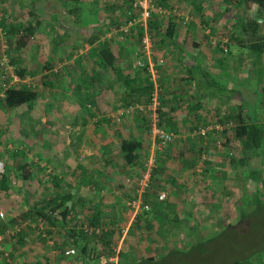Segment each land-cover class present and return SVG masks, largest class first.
I'll return each instance as SVG.
<instances>
[{
  "label": "rangeland",
  "instance_id": "1",
  "mask_svg": "<svg viewBox=\"0 0 264 264\" xmlns=\"http://www.w3.org/2000/svg\"><path fill=\"white\" fill-rule=\"evenodd\" d=\"M32 1L0 0L2 21L19 31L7 34V28L4 26V32L0 25V101L5 88L15 84L12 76H16V65L11 61L16 58L26 71L23 85L39 94L35 102L16 109L0 104V160L10 185L7 191L0 189V214L4 216L0 225L4 233L10 231L5 236L0 233V264H5L6 253L12 264H82L78 257L75 260L60 256V251L69 248L60 225L50 229L44 221L30 217V210L58 193H72L74 199L86 202L84 207L74 208L76 223H84L88 213L100 205L102 223L116 231L112 241L116 255L158 259L173 249H187L194 240L189 236L191 232L196 241L214 239L207 243L213 263L225 264L264 248V202L254 200L257 195L264 200V161L260 165V157L253 159L235 180L223 147L231 138V130L221 131L220 126L225 125L219 123L229 109L211 105L205 113L190 112L191 106L183 104L178 91L184 68L173 48L158 49L157 37L150 34V16L143 20L139 15L125 24L130 13L124 15L121 0H38L34 7ZM232 1L237 0H207L201 6L202 16H197L195 0H170L171 10L161 11L153 5L149 15L155 13L161 20L168 14L177 16V42L185 47L196 44L213 58L221 43L229 40L220 15ZM29 26L34 28L32 38L21 34ZM55 29L65 32L68 38L53 55L49 42ZM93 35L99 41L126 47L127 57L117 66L127 79H137L139 87L151 83L152 92L132 95L116 82L112 72L105 74L90 55V51L97 53L99 41L92 48L84 47ZM68 56L69 60H59ZM1 63H6L7 69L1 68ZM248 65L247 59L239 60L237 66L246 71ZM46 75L50 76V87L42 83ZM173 101L182 105L172 106L176 104ZM163 113L166 117L170 113L172 121L167 122ZM248 116L252 122L264 121L255 113ZM160 119L167 133L175 136L172 144L161 148L154 135ZM215 126L219 130L210 131L207 137L198 135L199 129ZM128 138L141 142L140 159L129 177L124 175L127 169L121 167L116 150L119 141ZM19 166L26 169V181L21 179ZM251 169L261 172L257 185L248 178ZM54 176L60 179L58 188ZM144 177L149 178V184L141 201H146L149 214L139 217L127 203L136 198V184ZM161 193L166 199L156 204ZM240 203L242 212L247 211L249 217L246 223H240ZM228 204H236V218L225 220L223 229L239 225L236 231L216 237L222 229L215 215ZM147 220H151L152 230H148ZM193 224L196 229L190 231ZM101 242L93 258L105 255ZM194 256L195 253L186 256L182 264H200ZM252 261L264 264V253ZM166 264L179 263L171 260Z\"/></svg>",
  "mask_w": 264,
  "mask_h": 264
},
{
  "label": "trees",
  "instance_id": "2",
  "mask_svg": "<svg viewBox=\"0 0 264 264\" xmlns=\"http://www.w3.org/2000/svg\"><path fill=\"white\" fill-rule=\"evenodd\" d=\"M64 3L73 2L77 3L79 0H59ZM152 4L159 8L161 11L171 10L169 6L170 0H151ZM207 0H195L194 9L195 14L197 16H202L203 13L202 4ZM39 1H32L31 5L34 7ZM134 0H121V10L124 15L130 13L125 24H129L133 21V18H138L140 15L139 12L135 11L133 8ZM229 8L226 7L220 15V20L225 24L228 42L226 43V50H222L217 48L218 52L221 53L222 57H226L231 54L230 48L233 45L235 48H238L240 53L239 60H247L249 62V66L253 70L252 77L257 78L258 86L264 81V27H259L256 23L258 17L264 14V0H237L229 2ZM114 5L111 6L112 10ZM117 7H119L117 5ZM137 10V9H136ZM152 19V20H151ZM205 23V22H204ZM0 25L3 27L4 32L7 34L15 33L17 34L19 31L13 29L10 26L6 27V24L1 19ZM150 34H152L155 38L157 37V45L158 49H167V47L173 48L174 52L177 54L178 63L185 69L186 72V80L191 81L194 85L193 93L196 94V98L194 99L195 104L190 107V112H196L201 108L207 107L206 105L211 106L213 101H218L220 103H226L232 100L233 94L235 93L232 90L226 89L222 84L215 81L210 73L203 68V63L199 59H197L196 63L193 66H189L187 63H184L186 52L188 51L185 44H180L177 42V30H178V17L174 14H168L162 20L157 17L155 13H151L150 20L148 22ZM206 25L208 23L206 22ZM7 28V31L5 27ZM210 32H212L210 30ZM21 34H24L27 38L33 36L34 28L31 26L21 30ZM213 34V33H210ZM68 38V35L59 31V29H55L54 35L50 40L49 44L51 46V53L56 55L58 51L61 49L63 42ZM209 36L206 38L208 39ZM29 40V39H28ZM99 41V37L97 35H93L90 39L86 40V45L84 47L92 48V46ZM121 43V42H120ZM193 48L196 49L198 47L196 44L192 45ZM97 53H91L90 55L95 58V63L100 69L105 70V74L107 72H112L115 75L116 82L121 84L131 93L132 95L151 93L153 85L148 83L146 87H139L137 79H127L124 77V73L117 66V63L122 60L126 56V47L121 46L119 44L115 45L114 43H110L109 41H99V45L97 47ZM190 50V49H189ZM71 56L60 58V61L69 60ZM222 60L226 61V58ZM238 60V62H239ZM51 61H48L47 68H50L52 64H49ZM60 63V62H59ZM11 64L16 65L15 67V75L19 79V82L10 86L9 88L3 91V99H1L0 104L7 107L8 109H16L24 105H28L32 102H35L39 98L38 91L27 88L23 85V80L26 77V71L23 68H20L21 61L19 59H15L11 61ZM145 70V68H143ZM142 70V71H143ZM51 72V71H49ZM185 80V79H184ZM42 83L46 87H50L52 85L50 76L46 75L43 77ZM141 83V82H140ZM231 96V97H230ZM261 104L264 107V88L261 89ZM163 105V110H164ZM161 116H165V114H161ZM166 117V116H165ZM164 117V118H165ZM249 116L246 114L245 109L242 106H236L232 109L228 114L224 117L223 120H219V123L224 125L228 123H232L233 127L231 129V138L226 139V143L224 148L226 152L224 153V157L228 159L229 168L235 173V180L240 178L241 170L244 167H247L250 164L251 159H255L257 157L261 158L260 165L264 161V121L261 120L259 122H252L249 120ZM167 122H171L172 118L168 115L166 117ZM263 121V122H262ZM163 121L160 119L158 123V127L163 129ZM232 142L233 144H237V150H233V156L229 155L231 151L228 144ZM141 149V142L135 139H122L119 141L116 150L118 151V155L121 158V167L125 168L124 175L129 177L131 176V170L135 166H137L139 157V151ZM105 153L109 154L110 151L105 149ZM235 152V154H234ZM259 165V166H260ZM82 169V168H81ZM18 170L21 172L22 181L27 180L28 174L26 173L25 167L19 166ZM15 174V173H14ZM261 172L256 169H251V172L248 175V178L254 182L256 185L261 180ZM263 181V180H262ZM53 182L55 186L59 187L60 179L56 176L53 177ZM93 185V183H92ZM8 179L3 177L0 181V189L2 191H7L9 189ZM137 186V184H136ZM244 190V189H242ZM146 191L143 194L145 198ZM143 198V199H144ZM254 200L256 202H264L259 195H257ZM71 202H74L72 206H69ZM144 205H147L146 201H142ZM84 199L76 198L74 199L72 193L65 194H56L53 199L47 201L44 205L40 207L33 208L29 211L30 217L32 220H41L44 221L48 228H55L60 225L64 229V234L67 240V245L69 247H73L78 256H72L75 260L78 258L81 260L82 264H98L102 256H110L114 255V248L112 246V241L115 237L116 231L112 230L107 226L106 223H102V209L97 206L94 209V212L91 214L88 213L87 219L84 223H76L74 217L72 216L74 208L77 206L84 207ZM156 204H160V202L155 199ZM154 203V204H155ZM234 205L236 204H228L224 209L218 211L215 215V218L218 220V226L222 229L216 237L222 238L229 231L235 230L237 226H228L223 229V224L225 220L231 221L236 218V214L234 213ZM239 207V213L241 216L240 223H246L249 219L248 215L245 212H242V203L237 205ZM90 208V207H89ZM148 211H143L139 213L137 216H146L148 215ZM177 217V216H176ZM175 217V218H176ZM174 218V219H175ZM177 221V218L175 219ZM72 226H70V224ZM181 223V222H179ZM109 225V224H108ZM146 226L148 230H152L153 226H151V220L146 221ZM68 227H72V229H68ZM160 228V227H159ZM89 229H99L100 235H96L95 233H90ZM162 229V228H160ZM190 231L196 229V225L189 226ZM4 227L0 225V233H4ZM162 231V230H161ZM48 233V231H47ZM239 233H244L241 230ZM51 234V233H50ZM191 239L193 240L192 244L185 249L184 251L180 250H171L169 253L164 256L154 259V258H146V259H134L128 253H118V263L117 264H166L171 260H175V262L182 264L184 262V258L188 255H193L195 253V259L200 261V264H218L213 263V261L209 258V245L213 240L209 241H196L193 232L190 233ZM98 241H102V245L105 246L104 253L102 256H97L93 258L97 251ZM208 243V244H207ZM61 250V247H58ZM60 256L67 258L63 255L65 252L60 251ZM258 252V253H257ZM252 253L253 255L245 254L238 258H234L228 261L225 264H254L252 260H254L259 253H264V248ZM78 257V258H77ZM98 258V259H97ZM97 261V262H96ZM93 263V264H94ZM101 264V263H100Z\"/></svg>",
  "mask_w": 264,
  "mask_h": 264
},
{
  "label": "crops",
  "instance_id": "3",
  "mask_svg": "<svg viewBox=\"0 0 264 264\" xmlns=\"http://www.w3.org/2000/svg\"><path fill=\"white\" fill-rule=\"evenodd\" d=\"M187 48H190V50L186 52L185 60L183 61L184 63H187L189 66H193L196 63L197 59L200 58L204 66L203 68H205L208 73H210L211 77L215 81L222 84L226 89L235 92L233 94V97L230 96L232 100H230L229 102L220 103L216 100L213 101L211 104L213 107L219 106L220 109H229L228 112H230L232 109H234V107L242 106L245 109L247 115L249 113L254 115L255 113L256 116H260V119L264 118V107L261 104V89L264 88V81L261 86H258V80L257 78L252 77L253 70L249 65L246 67V71L240 69V67L237 66L238 60L241 56L238 48L234 47V51L230 48L231 54L226 57H222L224 55H222L218 51L214 52L215 54L213 58L209 57L207 53H204L201 47H196V49L193 48V46ZM223 58H226V61L222 60ZM207 66L208 68H210V70H208ZM183 70L185 71V69ZM186 77V72H184L183 76H180L182 84L178 92H180L182 98L184 99L183 104L190 107L195 104L194 99L196 98V94L193 93V83L186 80ZM178 92L175 95L176 97L178 95ZM173 102L176 104H173L172 106L182 105L175 101ZM216 102H218L220 105H218ZM246 104L248 105L247 108H245ZM206 106L209 107L210 104L209 106ZM167 111L171 110L166 109V112ZM197 112L205 113L206 107L201 108ZM167 114H169L168 116L170 117V113ZM171 115H174V113ZM252 160L253 159H251V161Z\"/></svg>",
  "mask_w": 264,
  "mask_h": 264
},
{
  "label": "built area",
  "instance_id": "4",
  "mask_svg": "<svg viewBox=\"0 0 264 264\" xmlns=\"http://www.w3.org/2000/svg\"><path fill=\"white\" fill-rule=\"evenodd\" d=\"M133 7L134 8H137L139 9L140 11V17H142L143 20H145L146 18L148 19L149 18V14H150V11H151V8L153 7V4H152V1L151 0H135L134 3H133ZM0 23H1V15H0ZM256 23L259 27H264V14L261 15L260 17L257 18L256 20ZM228 41L227 40H224L220 47L222 50H226V43ZM143 43L145 45H147V40L144 39L143 40ZM7 59H5L6 61ZM6 64V63H5ZM4 63H1V68L3 69H7V67L5 66ZM139 66H141V64H138ZM12 79H13V82L16 84L19 82V79L17 78V76H12ZM6 87V86H5ZM7 89V87L5 88ZM233 127V124L232 123H228L225 125V127H222L220 126V130L224 131V130H231ZM212 130H219V126H215L214 128H203V129H199V132H198V135L202 136V137H207V135H209V132L212 131ZM154 135L157 139V142H158V146L161 148V147H164L166 145H170L172 144L174 141H175V136L171 133H167L165 132L163 129L159 128L158 125L156 127H154ZM228 146L230 147L231 151L229 152V155L230 156H233V150H237V148L233 145L232 142H230L228 144ZM218 147H221V145H219ZM224 147V146H223ZM234 152V154H235ZM4 174H5V166H4V163L0 160V181L2 180V178L4 177ZM149 178H145L140 180L138 183H137V186H136V198L129 201L127 203V206L129 207L130 210L134 211V213L136 215H138L139 213L143 212V211H148L149 210V206L148 205H144L143 202L141 201V198L143 196V194L145 193L146 189L148 188V184H149ZM166 199V195L164 193H161L158 195V198L157 200L159 202H163L164 200ZM0 220H3L4 216L3 214H0ZM68 229H72V227H68ZM89 232L90 233H95L96 235H100V230L99 229H89ZM13 233V231H12ZM10 234V231H5L4 233V236L5 235H9ZM3 238L0 237V241L2 240ZM64 255L66 257H72V256H78L77 255V252L76 250L71 246L69 247L67 250H65V253ZM114 256H118L116 254L114 255H110V256H102L101 258V264H117L118 261H117V258H115ZM4 259H5V264H12V261L10 259V255L9 253H6L4 255Z\"/></svg>",
  "mask_w": 264,
  "mask_h": 264
}]
</instances>
